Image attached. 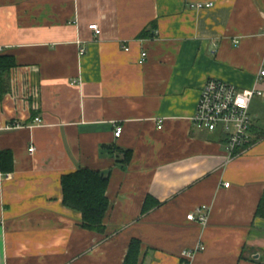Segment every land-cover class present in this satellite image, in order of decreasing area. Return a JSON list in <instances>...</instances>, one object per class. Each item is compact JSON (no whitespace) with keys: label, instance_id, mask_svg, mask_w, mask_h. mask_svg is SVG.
<instances>
[{"label":"crops","instance_id":"1","mask_svg":"<svg viewBox=\"0 0 264 264\" xmlns=\"http://www.w3.org/2000/svg\"><path fill=\"white\" fill-rule=\"evenodd\" d=\"M0 55L17 64L0 102V264H124L133 239L139 264H264V96L233 155L193 123L208 79L264 91V0H0ZM80 168L109 175L105 233L63 204ZM201 207L205 226L187 218Z\"/></svg>","mask_w":264,"mask_h":264},{"label":"built area","instance_id":"2","mask_svg":"<svg viewBox=\"0 0 264 264\" xmlns=\"http://www.w3.org/2000/svg\"><path fill=\"white\" fill-rule=\"evenodd\" d=\"M197 8L203 7L211 8L214 6L212 2L200 3L196 5ZM90 29L96 36L102 34L100 26L96 23L90 25ZM238 44L239 41L235 40ZM125 51H130V46H124ZM81 54L85 53V49L81 48ZM147 51L141 52V62L147 60ZM260 77L264 76V64L262 66ZM259 77V78H260ZM264 91L258 88L242 90L237 85L230 84L224 80L208 79L203 87L196 113L193 117L195 128L200 131H210L218 133L226 143L229 155H233L240 148L248 146L250 143V132L252 129V117L249 112L250 105L255 97H263ZM36 124H41L43 120L40 117H35L33 120ZM22 125V124H21ZM20 124L9 125L11 128H20ZM162 128V125L158 127ZM116 136L120 137L122 134V127L117 128ZM31 149L35 150L33 147ZM226 186L230 184L226 183ZM207 207H201L198 215L190 213L187 218L190 221L199 222L205 226L209 220V213ZM203 249V247H199ZM199 250V249H198ZM197 250V251H198ZM194 254L192 251H184L183 256L190 257Z\"/></svg>","mask_w":264,"mask_h":264},{"label":"trees","instance_id":"3","mask_svg":"<svg viewBox=\"0 0 264 264\" xmlns=\"http://www.w3.org/2000/svg\"><path fill=\"white\" fill-rule=\"evenodd\" d=\"M148 35L149 30H146L140 38H146ZM16 65L13 56L0 55V102L10 91V71ZM131 155V150H124L123 160L130 161ZM12 169V153L9 150L0 152V172H9ZM62 177L63 204L81 214L82 227L93 232L105 233L106 216L111 205L107 196L109 175L99 170L80 168ZM152 207L147 202L143 212H147ZM257 215L264 217V194L258 206ZM140 252L141 241L133 239L124 264H139Z\"/></svg>","mask_w":264,"mask_h":264}]
</instances>
